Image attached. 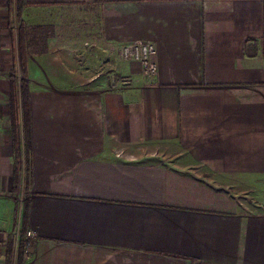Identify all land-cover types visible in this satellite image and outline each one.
Listing matches in <instances>:
<instances>
[{
	"label": "crops",
	"instance_id": "0c3cea01",
	"mask_svg": "<svg viewBox=\"0 0 264 264\" xmlns=\"http://www.w3.org/2000/svg\"><path fill=\"white\" fill-rule=\"evenodd\" d=\"M0 8V264L20 229L25 264H264V0ZM135 40L156 44L157 74L116 59Z\"/></svg>",
	"mask_w": 264,
	"mask_h": 264
},
{
	"label": "built area",
	"instance_id": "2783aa9c",
	"mask_svg": "<svg viewBox=\"0 0 264 264\" xmlns=\"http://www.w3.org/2000/svg\"><path fill=\"white\" fill-rule=\"evenodd\" d=\"M14 29L16 26L14 24ZM119 54L124 60L134 61L139 64L142 73L145 76H152L158 73L159 64L157 61V46L150 40H135L130 42H123L119 44ZM3 45H2V11L0 8V74L3 68ZM127 79L124 82L127 83ZM35 233L31 230L26 232L27 240L25 245L26 253L29 252L31 246V238Z\"/></svg>",
	"mask_w": 264,
	"mask_h": 264
},
{
	"label": "trees",
	"instance_id": "16d2710c",
	"mask_svg": "<svg viewBox=\"0 0 264 264\" xmlns=\"http://www.w3.org/2000/svg\"><path fill=\"white\" fill-rule=\"evenodd\" d=\"M23 88V86H22ZM16 92V91H14ZM17 92H21L20 97L18 102L17 99H15V97H17V95L13 96V117H14V131H15V136H16V140H17V151H16V162H17V170L20 169L21 167V162L23 161L22 159V155H23V149L21 147V140H23V144L25 145L26 148V157L28 155V153H30V147H31V143H30V121H29V96H28V92L25 89H22L21 91H17ZM16 94V93H15ZM20 108L19 110H21V122H17V118H19L18 115L15 114L16 110ZM16 109V110H15ZM18 116V117H17ZM23 138V139H22ZM28 158V162H29V157ZM30 171H29V179H30ZM30 183V181H29ZM29 183L25 184L26 186H29ZM25 186V189H26ZM25 231L24 235H26ZM27 240H29L26 236L22 237L20 239V244H19V248L18 251L15 253V251H11L9 258H8V263L7 264H25V256H26V250H25V245ZM28 253V252H27Z\"/></svg>",
	"mask_w": 264,
	"mask_h": 264
},
{
	"label": "rangeland",
	"instance_id": "374dc122",
	"mask_svg": "<svg viewBox=\"0 0 264 264\" xmlns=\"http://www.w3.org/2000/svg\"><path fill=\"white\" fill-rule=\"evenodd\" d=\"M17 30V28H16ZM113 50L115 49V53H116V59L119 58V46L117 45L115 48H112ZM18 64L20 65L21 67V62H20V59H18ZM6 60H5V56H4V60H3V65L6 66ZM19 66H17L18 68ZM21 69L19 70V72H17V78L21 77L22 76V72H20ZM19 74V75H18ZM20 79V78H19ZM121 80V79H119ZM128 81H131V78H129ZM16 93V94H15ZM20 94L21 92H13V96L17 95V97H15V99H17V102L19 100L20 97ZM13 96H12V102H13ZM19 97V98H18ZM20 101V100H19ZM14 103V102H13ZM23 139V138H22ZM22 149H23V155H22V159L23 161L21 162V167L20 169L22 170V175L24 176L23 178V181L21 182V189L24 190L25 189V184L29 183V181L31 180V176H30V179H29V171H30V153H28L27 157H29V162H28V158L26 157V148H25V145L23 144V140H22V145H21ZM22 229H20V234L17 232L16 233V236L15 237V244L17 246V244H20V239L22 237H24V235H22ZM27 237V236H26ZM0 253H1V250H0Z\"/></svg>",
	"mask_w": 264,
	"mask_h": 264
}]
</instances>
